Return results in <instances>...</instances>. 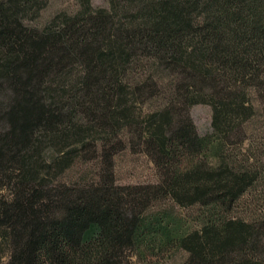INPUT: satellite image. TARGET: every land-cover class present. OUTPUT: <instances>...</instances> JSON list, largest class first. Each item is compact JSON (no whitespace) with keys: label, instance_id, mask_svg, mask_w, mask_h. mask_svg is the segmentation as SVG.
<instances>
[{"label":"trees","instance_id":"trees-1","mask_svg":"<svg viewBox=\"0 0 264 264\" xmlns=\"http://www.w3.org/2000/svg\"><path fill=\"white\" fill-rule=\"evenodd\" d=\"M110 2L113 12L80 0L75 14H57L38 29L24 21L43 0H0L6 264H129L127 252L170 245L187 252L184 264H264V215L228 214L255 173L234 165L247 158L240 163L225 152L244 138L253 110L248 90L264 91V0ZM137 56L175 74L176 84L166 104L138 124L159 182L120 186L115 152L106 148L111 135L132 126L130 106L147 93L141 75L126 78ZM197 102L212 108L210 134L199 135L188 114ZM93 127L105 156L100 179L52 182L51 169L67 167ZM44 142L71 147L54 168L41 163ZM167 197L206 207L201 226L183 230L148 212Z\"/></svg>","mask_w":264,"mask_h":264},{"label":"rangeland","instance_id":"rangeland-1","mask_svg":"<svg viewBox=\"0 0 264 264\" xmlns=\"http://www.w3.org/2000/svg\"><path fill=\"white\" fill-rule=\"evenodd\" d=\"M114 1L116 4L118 1L120 3V0ZM43 2L44 5L36 16L30 13L25 18L24 22L28 26L40 29L55 15L62 13L72 15L81 8L80 0H43ZM89 2L93 8H111L113 12L110 0H89ZM137 60V64H130L126 78L136 80L135 78L141 75L142 82L147 83L148 87L145 89L147 93L138 100L139 102L130 106L132 126L121 128L115 135H111L106 148L107 151L113 150L115 152L111 155L112 172L115 184L120 186L156 184L159 182L160 171L141 144L137 131L138 124L143 116L166 104L167 98L176 84L172 83L176 79V75L169 70L156 67L144 58L138 57ZM248 97L253 110L242 126L244 138L239 144L225 146V152L227 150L232 152L240 163L247 158L246 164L234 165L255 173L252 184L237 198L228 212L229 216L233 218L252 221L264 215V91L248 90ZM188 114L199 135L211 133L212 108L209 104L194 103L188 108ZM86 122L81 120V123H85L84 126H89V123ZM92 131L93 133L90 132V137L86 140L85 148L78 149L72 154L67 167L62 171L51 169L52 182L71 184L80 181L97 182L100 179L105 169L103 142L99 139L101 138L100 130L93 127ZM120 142L121 145L118 144ZM69 148L71 147L59 151L58 147L56 149V146L44 142L41 148V163L53 166L57 160L64 158V153ZM6 174L9 173L6 172ZM4 175L2 176L4 177ZM6 182L5 177H0V196L8 197L9 188L4 185ZM205 211L206 207L201 206V204L180 205L170 197L161 198L153 202L148 208L150 214L180 222L182 229L188 231L198 229L201 226ZM127 254L129 264H184L188 256L185 250L175 245H170L167 248L155 247L152 250L142 249L140 252L132 250ZM8 259L9 248L3 237V231L0 230V264H6Z\"/></svg>","mask_w":264,"mask_h":264}]
</instances>
